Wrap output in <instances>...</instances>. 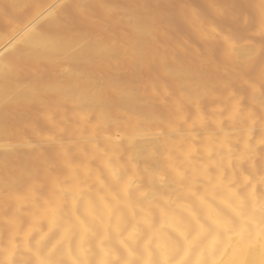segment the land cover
Segmentation results:
<instances>
[{"label":"bare ground","instance_id":"obj_1","mask_svg":"<svg viewBox=\"0 0 264 264\" xmlns=\"http://www.w3.org/2000/svg\"><path fill=\"white\" fill-rule=\"evenodd\" d=\"M262 11V0H0V192L62 171L61 148L75 152L74 112H103L110 131L114 119L139 120L131 150L156 170V122L178 106L190 113L191 99L225 83L243 99L223 127L255 146L264 138V41L254 35ZM214 103L201 100L205 111ZM256 153L258 174L264 145ZM240 167L252 175L247 161ZM232 243L233 264H264V240L246 233ZM13 259L35 264L23 250Z\"/></svg>","mask_w":264,"mask_h":264},{"label":"clouds","instance_id":"obj_2","mask_svg":"<svg viewBox=\"0 0 264 264\" xmlns=\"http://www.w3.org/2000/svg\"><path fill=\"white\" fill-rule=\"evenodd\" d=\"M254 35L264 41V11ZM204 97L215 101L207 111ZM242 99L225 83L191 99L190 113L178 106L158 120L153 171L131 150L139 120L114 119L110 131L103 112H74L75 152L61 148L62 171L46 168L22 193L0 192V264H14L19 250L35 264H233V239L264 240V157L258 174L255 165L264 138L252 146L250 134L241 142L223 127L240 116Z\"/></svg>","mask_w":264,"mask_h":264}]
</instances>
